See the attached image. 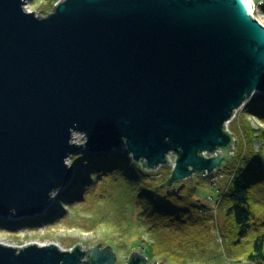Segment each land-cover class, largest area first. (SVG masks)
<instances>
[{"label": "water", "instance_id": "95a60500", "mask_svg": "<svg viewBox=\"0 0 264 264\" xmlns=\"http://www.w3.org/2000/svg\"><path fill=\"white\" fill-rule=\"evenodd\" d=\"M26 4L0 0V218L43 214L74 178L69 157L83 150L125 146L149 170L175 155L160 187L176 196L177 182L235 157L227 124L264 93V25L249 3L59 0L47 15ZM117 259L102 243L0 242V264ZM126 264L149 258L136 250Z\"/></svg>", "mask_w": 264, "mask_h": 264}, {"label": "rangeland", "instance_id": "374dc122", "mask_svg": "<svg viewBox=\"0 0 264 264\" xmlns=\"http://www.w3.org/2000/svg\"><path fill=\"white\" fill-rule=\"evenodd\" d=\"M58 2L59 0H27V6L39 15H47ZM257 14L264 22V4ZM263 95L264 93H257L252 99ZM246 105L247 103L236 112L230 123V129L233 131L236 129L238 145L235 147V157L228 162L229 167L216 169L208 177H202L199 173H195L192 178L189 177L176 183V186H185L182 194L191 195L193 199H199L206 206V213L210 214V219L207 220L210 231H204L205 227L201 224L197 227L200 231L194 237L176 230L160 232L168 240L169 251L175 252L174 254L180 253L175 255L178 259L165 253L157 255L155 258L149 257L146 253V244L149 245L150 242L153 243L154 241V239L149 238V235L145 234V237L143 236L144 245L137 244V235L134 236L131 228L137 223L139 209L136 210L129 206V202L122 204V201L120 205L119 201H114V198H119L123 194L119 190L115 191L116 189L113 188L112 192L100 186L98 192L106 194V197L94 196L77 203L74 207L67 205L66 201L61 199L60 196L72 181L64 189L55 193L53 200L43 214L20 219L4 218L11 225L8 226V224L0 222V242L15 246H23L29 243H57L63 249H71L77 245L89 249L102 243L104 247L109 245L114 248L118 256L116 264H126L132 252L136 250L145 253L150 264H257L245 258L243 253L237 250L249 246L250 243L247 239L234 242L236 237L231 218L225 213L222 204H218L231 183L233 170L242 166L251 151L254 153L260 151L264 156V121L256 115L247 114L245 112ZM240 124H242L241 128H239ZM246 125H249L250 138L245 130ZM251 137L254 138L252 143L249 142ZM74 138L80 144L85 141V137L81 133H74ZM124 151L125 146L122 150L114 152L125 154ZM83 152L85 151L74 153L68 159L69 164L74 166L73 180L79 173L77 161ZM127 156L133 159L132 156ZM171 159L174 163L175 156H171ZM172 163L162 165L155 170H148L142 166L143 169L153 174L150 179L152 186L166 181V178L171 175L174 169ZM107 184L110 183L107 182ZM120 189L122 190V188ZM164 191L166 190H162V192ZM254 191L259 204H264V182L261 186H256ZM171 205H175V202H172ZM59 208L62 211L57 212ZM99 209L103 218H100L96 223L90 217H93L94 212ZM50 211L53 217L49 216ZM257 212L258 219L256 223L259 230H261L264 229V210ZM59 214L61 215L57 219ZM232 242L235 244L233 245ZM193 250L194 253H192Z\"/></svg>", "mask_w": 264, "mask_h": 264}, {"label": "trees", "instance_id": "16d2710c", "mask_svg": "<svg viewBox=\"0 0 264 264\" xmlns=\"http://www.w3.org/2000/svg\"><path fill=\"white\" fill-rule=\"evenodd\" d=\"M245 112L256 115L264 121V95L249 100ZM245 127L250 138L249 125ZM231 131L236 137V129ZM253 139L251 137L249 142L252 143ZM77 165L79 173L61 193V199L65 200L67 205L74 207L77 203L94 196L106 197V194L98 192L100 186L112 192L113 188L116 189L115 191H121L123 194L119 198H114V201H119L120 205L122 201V204L129 202V206L139 209L137 223L131 228L134 236L137 235V244L140 246L145 244L142 239L145 234L154 239L153 243L149 241V245L146 244V253L151 258L165 253L178 259L175 255L180 254L169 251L168 240L160 232L176 230L194 237L200 231L197 227L201 224L205 227L204 231H210L207 221L210 219V214L206 213L207 208L199 199L182 194L184 188L178 196L169 195L166 187H160L164 182L152 186L150 179L153 174L124 153L111 152L97 155L85 151L81 153ZM223 167H229V163H225ZM232 174L231 183L218 204H222L225 213L231 218L236 237L234 242L247 239L250 243L249 246L243 247L244 250L239 248L237 250L251 262L264 264V229L259 230L256 223L257 211L264 210V204H259L254 194L256 186H261L264 182L263 154L260 151L255 153L251 151L248 159L246 158L242 166L234 169ZM107 182L110 184L108 185ZM164 189L166 191L162 192ZM172 202H175V205H171ZM60 211L62 209L59 208L57 212ZM49 216L53 217L51 211ZM90 218L96 223L100 218L102 219L100 209ZM0 222L11 225L4 218H0ZM194 252L193 250L192 253Z\"/></svg>", "mask_w": 264, "mask_h": 264}, {"label": "built area", "instance_id": "2783aa9c", "mask_svg": "<svg viewBox=\"0 0 264 264\" xmlns=\"http://www.w3.org/2000/svg\"><path fill=\"white\" fill-rule=\"evenodd\" d=\"M264 4V1H260L259 3H258V5H256V6H254L253 7V10H252V15H253V17L254 18H256L260 23H262L263 25H264V22L262 21V19L261 18H259L257 15V13L259 12V9H260V7L262 6ZM26 8L28 9V10H30L29 8H28V6H27V4H26ZM31 11V10H30ZM230 123H231V121L227 124V130L229 131V132H231L232 133V131H231V129H230ZM234 139H236V137H234ZM237 140V139H236ZM218 153L217 152H215V153H207V152H205L204 153V155L206 156V157H210V156H214V155H217ZM232 154H234V151H232ZM171 156H173V155H171ZM171 156L169 157V160H171L172 161V159H171ZM175 156V155H174ZM173 164V166L175 167L176 166V156H175V161H174V163H172ZM173 167V168H174ZM149 170V169H148ZM200 175H202V177H208V175H210V174H212V173H208V172H205V173H199ZM195 175V174H194ZM60 246V245H59ZM61 247V246H60ZM71 249H73V248H71ZM150 264V263H149Z\"/></svg>", "mask_w": 264, "mask_h": 264}, {"label": "bare ground", "instance_id": "6f19581e", "mask_svg": "<svg viewBox=\"0 0 264 264\" xmlns=\"http://www.w3.org/2000/svg\"><path fill=\"white\" fill-rule=\"evenodd\" d=\"M245 3H249L248 7L250 8V10H253V7L258 5L259 1L258 0H244ZM74 140L76 141V139L74 138Z\"/></svg>", "mask_w": 264, "mask_h": 264}]
</instances>
